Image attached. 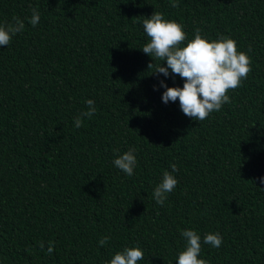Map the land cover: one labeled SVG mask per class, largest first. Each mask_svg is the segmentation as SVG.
I'll return each mask as SVG.
<instances>
[{
  "label": "trees",
  "instance_id": "1",
  "mask_svg": "<svg viewBox=\"0 0 264 264\" xmlns=\"http://www.w3.org/2000/svg\"><path fill=\"white\" fill-rule=\"evenodd\" d=\"M154 11L251 57L204 121L162 101L161 81H184L151 73L160 62L140 49ZM14 17L25 29L0 47V264H105L133 246L139 264H177L184 229L222 235L202 245L208 264H264V0H0V25ZM88 99L96 111L76 128ZM130 148L132 176L113 164ZM172 164L161 206L152 194Z\"/></svg>",
  "mask_w": 264,
  "mask_h": 264
},
{
  "label": "clouds",
  "instance_id": "2",
  "mask_svg": "<svg viewBox=\"0 0 264 264\" xmlns=\"http://www.w3.org/2000/svg\"><path fill=\"white\" fill-rule=\"evenodd\" d=\"M169 3L172 8L179 7V0H169ZM28 20L32 26H36L40 21L38 11L33 9ZM13 21L0 25V47L10 45L13 37L24 31L23 20L14 17ZM142 23L148 42L140 49L153 62H160L151 73H162L165 77L171 73L184 81L183 87L167 86L161 81V86L165 88L162 101L168 103L178 100L182 112L193 120L204 121L210 114L221 111L225 104L231 103L230 91L238 89L252 71L251 57L247 52L238 50L237 42L230 36L221 35L210 40L197 28L194 29L193 38L189 40L181 23L165 19L164 13L159 11H154ZM153 62L148 64V69L153 66ZM86 104L87 110L74 119L76 128L83 125L84 117L90 118L96 111L94 100L88 99ZM113 164L126 175L132 176L137 166L135 149L130 148L118 155ZM176 171L177 165L172 164L171 172H163L162 179L152 194L157 204L163 206L167 195L175 190L178 180L172 173ZM260 179L264 183V177ZM181 236L184 238L185 247L178 253L177 264H208L200 255L202 245L219 248L223 244V237L218 232L207 233L202 240L196 230L184 229ZM109 239L110 237L104 236L98 243L106 246ZM40 247H44L43 242ZM53 250L54 244L49 241L48 254L51 255ZM143 259L144 252L139 246L125 247L122 251H117L105 264H139Z\"/></svg>",
  "mask_w": 264,
  "mask_h": 264
}]
</instances>
